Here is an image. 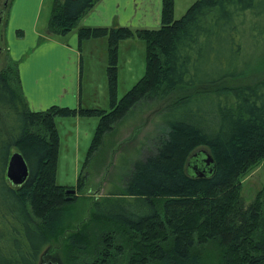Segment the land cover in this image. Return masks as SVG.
I'll list each match as a JSON object with an SVG mask.
<instances>
[{
    "label": "trees",
    "instance_id": "16d2710c",
    "mask_svg": "<svg viewBox=\"0 0 264 264\" xmlns=\"http://www.w3.org/2000/svg\"><path fill=\"white\" fill-rule=\"evenodd\" d=\"M97 1L53 0L48 34H69ZM173 1L162 0L159 27L136 32L146 42V73L121 98L113 94L108 110L81 104L31 110L17 63L0 69V264H40L58 236L65 237L66 246L82 249L87 244L81 230L71 228V193L55 179L56 116L99 118L87 162L129 110L177 87H212L239 76L245 66L246 40L264 42V0H195L179 18L173 17ZM133 34L127 27L77 28L79 51L92 37H107L112 92L117 45ZM157 120L161 132L151 151L133 161L121 187H110L92 202L90 220L172 236L162 238L170 245L161 244L155 253L151 250L147 264H200L195 246L203 237L214 240L226 261L233 254L239 264H264V209L263 216L249 217L256 239L253 233L246 240L252 225L242 219L236 227L227 214L240 203L239 177L264 157V78L250 85L185 95L162 108ZM176 136L185 141L177 157ZM200 146L213 158V171L205 176L186 168L191 152ZM13 151L23 155L29 169L20 185L6 177ZM160 198H164L162 209ZM248 210L242 206L243 213ZM200 224L205 232L194 243Z\"/></svg>",
    "mask_w": 264,
    "mask_h": 264
},
{
    "label": "rangeland",
    "instance_id": "374dc122",
    "mask_svg": "<svg viewBox=\"0 0 264 264\" xmlns=\"http://www.w3.org/2000/svg\"><path fill=\"white\" fill-rule=\"evenodd\" d=\"M38 1V0H37ZM114 13H98L100 22L89 27H127L134 34L121 39L117 45L113 58L116 66V86L111 91L109 78L110 52L106 36L92 37L86 41L79 51L75 48L77 61V102L75 105H62L76 107L81 104L83 108H101L108 110L112 95L121 98L146 73L147 48L144 39L137 36V31L153 29L161 25L162 0H113ZM195 0H174L173 17H181ZM106 2V1H105ZM53 0H41L33 8L32 0H8V5L0 24V69L7 64L19 63L11 58L9 45L13 44L14 30L19 28L16 22L24 27L23 35L29 34L31 21L35 22L37 29L46 32L52 12ZM120 4V5H119ZM85 17V16H84ZM80 18L75 27L66 36L52 35L49 38L66 43L67 39L76 33L78 26L83 24ZM45 33V34H46ZM54 39V40H53ZM46 41V40H42ZM78 43V42H77ZM77 46V47H76ZM10 51V52H9ZM32 49L29 48L28 52ZM27 52V53H28ZM78 53V55H77ZM71 62H69V66ZM71 67V66H70ZM68 68V67H67ZM264 78V42L254 43L248 38L245 42V66L241 74L233 79H227L212 87H177L160 95L157 99L139 107L129 110L125 118L113 125V130L104 137L99 150L86 162L87 153L91 145L99 118L96 116H56L55 124L58 133V152L56 166V182L65 185L67 189H74L75 193L68 194L72 199L73 226L85 235V247L66 246L65 237L52 239L47 249L43 263L56 262L57 264H147L151 263V250L155 253L162 243V238L169 236L165 231H159L157 236L145 234L146 232L133 231L125 226L103 224L90 220L89 209L92 202L107 194L110 187H121L135 159L145 157L153 148L154 137L161 132L157 115L166 105L179 98L202 90H223L234 86L253 84ZM208 88V89H207ZM177 141V156L179 149L185 143L182 137H175ZM178 143L180 147L178 146ZM206 151L205 147H197L189 156L186 168L189 169L190 157L195 153ZM181 153V149H180ZM202 155L199 154L198 156ZM176 163V160L174 159ZM189 163V164H188ZM240 203L231 208L227 214L232 217L234 226L244 219L251 226L253 215L263 216L264 194V157L255 164L249 165L239 177ZM78 182V184H77ZM164 198L157 199L160 209ZM233 206V205H232ZM242 206L248 212L243 213ZM230 217V218H231ZM165 225V222H164ZM256 227L251 226L246 240L253 238ZM205 228L202 224L197 226L195 242L198 243L200 232ZM252 232V236L249 234ZM156 234V233H155ZM170 238L172 236H169ZM202 238V236H201ZM203 241L195 246L196 255L200 264H239L237 257L230 254L228 260L220 256V247L213 239L202 238ZM254 239V241H255ZM169 242V241H168ZM81 243V242H80ZM150 243H156L152 248ZM201 243V244H200ZM247 250H251L248 246ZM246 250V251H247ZM149 258V260H148Z\"/></svg>",
    "mask_w": 264,
    "mask_h": 264
},
{
    "label": "crops",
    "instance_id": "0c3cea01",
    "mask_svg": "<svg viewBox=\"0 0 264 264\" xmlns=\"http://www.w3.org/2000/svg\"><path fill=\"white\" fill-rule=\"evenodd\" d=\"M39 1L32 0L33 8L38 6ZM106 5L109 15L113 14L116 5L113 0H98L83 16L81 26L100 22L98 13L106 12ZM35 22L31 21L29 34L25 37L21 29L24 26L16 22L19 28L14 30L13 44L9 45L11 58L19 63L20 85L28 107L31 110H43L51 105H75L78 97V60L75 59L77 50L73 46L75 43L78 45L77 31L66 43L57 39L51 41L49 37L52 35L38 30ZM29 48L31 52H28Z\"/></svg>",
    "mask_w": 264,
    "mask_h": 264
},
{
    "label": "water",
    "instance_id": "95a60500",
    "mask_svg": "<svg viewBox=\"0 0 264 264\" xmlns=\"http://www.w3.org/2000/svg\"><path fill=\"white\" fill-rule=\"evenodd\" d=\"M0 24H1V17H0ZM0 52H1V48H0ZM201 153L202 155L198 156ZM201 153L199 152L195 153L194 155L190 157V161H189L190 166H191L190 168L191 169L193 168L194 170L200 169L201 168L199 166L201 165L200 158L203 157L204 162L206 163V165H209V168L207 169L206 172H204L201 169L202 171L201 173H195V174L198 176H205L206 174H210L213 171V168H214L213 158L206 151L204 152L202 151ZM28 175H29V169H28L27 163L23 155L19 151H13L11 155L9 156V160H8V164L6 168V177L9 179V181L12 184L20 185L27 179ZM66 192L75 193V190L67 189ZM40 264H57V263L56 262H47V263L41 262Z\"/></svg>",
    "mask_w": 264,
    "mask_h": 264
},
{
    "label": "flooded vegetation",
    "instance_id": "af4514ba",
    "mask_svg": "<svg viewBox=\"0 0 264 264\" xmlns=\"http://www.w3.org/2000/svg\"><path fill=\"white\" fill-rule=\"evenodd\" d=\"M7 5H8V0H0V17H1V21L3 20V17H4V14H5V11H6V7H7ZM200 163H201V165H199L201 168L200 169H198V170H194L193 168V172H194V174L195 173H201L202 171H201V169L204 171V172H206L207 171V169L209 168V165H206V163L204 162V159H203V157H201L200 158Z\"/></svg>",
    "mask_w": 264,
    "mask_h": 264
}]
</instances>
